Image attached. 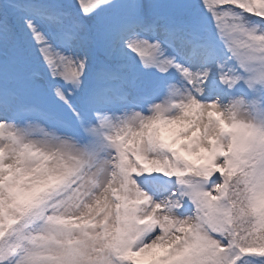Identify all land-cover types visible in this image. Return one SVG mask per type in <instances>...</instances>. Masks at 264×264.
I'll return each instance as SVG.
<instances>
[{
    "label": "snow or ice",
    "instance_id": "snow-or-ice-1",
    "mask_svg": "<svg viewBox=\"0 0 264 264\" xmlns=\"http://www.w3.org/2000/svg\"><path fill=\"white\" fill-rule=\"evenodd\" d=\"M0 264H264V0H0Z\"/></svg>",
    "mask_w": 264,
    "mask_h": 264
},
{
    "label": "rangeland",
    "instance_id": "rangeland-1",
    "mask_svg": "<svg viewBox=\"0 0 264 264\" xmlns=\"http://www.w3.org/2000/svg\"><path fill=\"white\" fill-rule=\"evenodd\" d=\"M166 135H168L169 137H171L173 135V133L168 132V133H166Z\"/></svg>",
    "mask_w": 264,
    "mask_h": 264
}]
</instances>
